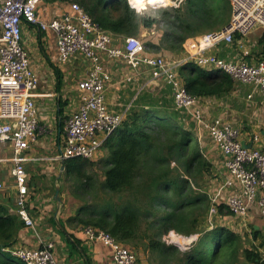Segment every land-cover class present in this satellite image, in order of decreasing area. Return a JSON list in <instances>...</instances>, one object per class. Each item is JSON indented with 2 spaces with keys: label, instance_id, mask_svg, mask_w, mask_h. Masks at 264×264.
I'll use <instances>...</instances> for the list:
<instances>
[{
  "label": "built area",
  "instance_id": "obj_1",
  "mask_svg": "<svg viewBox=\"0 0 264 264\" xmlns=\"http://www.w3.org/2000/svg\"><path fill=\"white\" fill-rule=\"evenodd\" d=\"M43 1L0 0V149L10 145L13 150L15 213L38 242L35 248L7 250L24 264H65L58 259L54 242L43 238L40 224L29 211V177L23 154L37 141L40 131L37 98L41 79L23 44V27H37L56 34L60 65L77 58L87 62L88 74L78 82L80 104L64 122V136L56 158L62 162L72 158L92 160L124 120L123 114L112 112L107 104L106 92L113 83L109 61L125 64L133 72L145 70L150 78L142 88L154 81L165 82L175 106L182 109L193 108L200 100L188 93L179 75V69L189 62L214 76L225 74L238 83L255 84L264 92V56L257 48L259 44L244 41L255 31L264 33V0H228L232 6L229 27L225 32L196 37L195 54L183 61H168L161 55L148 54L147 46L136 37H127L123 45L116 44L115 37L101 30L77 3L70 5L71 12L63 19L44 22L38 13ZM127 1L131 8L143 13L148 7H179L185 0L144 5L146 7H136L133 0ZM222 45H235L238 57L227 60L212 52ZM126 81L131 82L132 78ZM194 110L200 131L202 127L208 131L225 160L224 172L218 173L220 187L210 198L208 215L212 218L224 209L236 217H244L251 211L264 216V148L244 146L241 128L222 118L204 123L200 109L195 107ZM258 139L254 137V141ZM2 189L0 183V191ZM84 231L91 242L99 241L110 249L114 264H139L137 252L107 232L91 227H85ZM168 236L176 238L169 241ZM179 237L182 236L170 232L165 241L186 250L197 240L195 235L180 243Z\"/></svg>",
  "mask_w": 264,
  "mask_h": 264
},
{
  "label": "trees",
  "instance_id": "obj_2",
  "mask_svg": "<svg viewBox=\"0 0 264 264\" xmlns=\"http://www.w3.org/2000/svg\"><path fill=\"white\" fill-rule=\"evenodd\" d=\"M51 1L79 4L101 30L113 36L136 37L142 28L163 24L165 45L149 44L147 49L152 52L164 47L180 53L188 39L222 31L232 16L228 0H185L179 7L159 9L156 15L149 13L153 7L138 13L127 0ZM259 43L264 56V33ZM179 75L188 93L198 98L220 97L236 88L229 76H214L193 62L184 64ZM62 114L60 106L58 115ZM175 117L159 108L129 112L102 146L107 156L99 162L104 170L99 185L87 170L92 160H65L59 180L61 191L63 183L75 179L78 183L72 195L84 202L69 223L105 231L125 245L143 249L150 264H239L241 256L245 264H264L260 252L263 242L256 249L243 248L241 237L231 231L199 229L210 198L197 191L198 180L210 171L211 164L193 132ZM59 128L63 131V121ZM89 188L96 191L92 204L86 197ZM24 228L18 215L0 205V264H24L7 250L15 245ZM170 232L185 237L197 235V240L182 250L165 241ZM260 235V230H255V239Z\"/></svg>",
  "mask_w": 264,
  "mask_h": 264
},
{
  "label": "crops",
  "instance_id": "obj_3",
  "mask_svg": "<svg viewBox=\"0 0 264 264\" xmlns=\"http://www.w3.org/2000/svg\"><path fill=\"white\" fill-rule=\"evenodd\" d=\"M70 5L71 4L69 2L44 0L39 7V17L44 22L63 19L66 14L71 12ZM144 30L146 29L142 28L141 32ZM114 37L116 39V37L118 36ZM195 38L188 39L184 44V50L181 52V54L177 53V55L179 54V58L177 57L175 59L173 57L171 61L188 60L191 55L195 54L197 49ZM23 44L30 53V60L33 68L40 76L42 83H40V85H43L42 89H40L41 86L39 88L40 91H38L39 95L37 98L40 131L38 132L37 141L31 145L30 149L25 155V170L29 177V184L33 181L34 178L38 176L40 177L41 173V177L43 176V178L38 179L36 185L32 184L31 188L29 187V211L34 220H36L40 224V232L43 235V238L47 241L54 242L55 253L61 262L65 264H114L111 251L108 247L104 246L99 241L91 242L85 235L84 226H76L69 223V219L76 216V211L70 213L66 218L62 217L59 219L58 214L61 212H59L58 210L56 216L51 217V214L49 215V213L51 212L50 204L52 202V204L54 205V202L58 201L54 200L50 202V200L46 199V194L50 191L51 188L54 187L56 192L57 188L60 187L59 184L61 185V182L59 180L63 176V162L58 161L56 158L59 154L57 152L59 151L60 142L62 141L64 136V129L63 131H61L59 125H61L63 121V116L68 117L71 113L75 112L78 109L80 104V92L78 89V83L74 86H62V84L66 83V77L65 74H63L65 73L64 68L66 65H72L75 60L82 58L73 59L67 64L60 65L58 63L59 54L57 50L56 34L52 31H40L37 27H23ZM212 52L217 54L219 57L227 60L235 59L238 57V52L235 45H222L213 49ZM123 66L124 70H126L127 73L125 75V78H123L122 83H125L126 85H134L137 74H139V81H141L142 78L145 77L147 82L150 78L145 70H143L142 72H133L125 64ZM56 71H60V75H57ZM55 75L56 79H58V82L56 81V90L54 89ZM59 76L61 78V81L59 80ZM129 77L132 78L131 82L126 81V78ZM234 82L236 83L235 80ZM157 83L158 82L156 81L151 82L150 84H148V88L156 87L155 85ZM142 86L143 85H139V90H137V92H139V95H137V92H132L133 96L129 100L127 97H124L123 92H118L116 90V83L111 84L106 92V100L109 109L114 113L123 114L124 118L129 112L134 109L143 110L149 108H161L165 111H169V109L171 110L172 107L170 105V102L168 103V101H165L164 99L163 100L165 102H162L159 97H156L154 96V94H150L149 92L145 91L147 90L146 87L142 88ZM52 88L53 90H51ZM167 90L171 93L168 86ZM217 98L218 97H202L200 98V100H216ZM66 101L68 102L64 105L62 102ZM60 106H62L63 109L62 116L58 115ZM53 107L56 108L57 112V119L56 117H53L54 121H57L56 130H54V128H49L46 124L45 121L48 120L49 116H43V112H46ZM173 115L177 116L175 113H173ZM42 126L44 129H47L46 133H42ZM212 142L209 143V150L208 152H206L207 154H205L206 158H208L211 164V168H214L217 173H219L220 171L224 172V157L220 150H218L214 143L212 144ZM242 143L248 147L255 145L264 148V132L259 137L258 141H254V137L251 134V131L244 130ZM101 151L102 150L100 149L96 155V158ZM58 166L60 174L57 172ZM39 167L42 168L41 173H39ZM4 175V172L0 169V180L3 179L2 177ZM11 176L13 177L12 171ZM43 179L45 180V182H42ZM14 194V199L16 200V191ZM9 197L10 195L8 194V196H6L3 201H0V205H6L11 214L17 215L15 213L16 202L14 205V202L12 203L11 201H9ZM59 206L63 207V204L61 206L59 203ZM257 229L260 230L261 227H258ZM37 246L38 242L33 232L29 228L25 227L19 233L14 248H35ZM261 251L262 249L260 248V252ZM140 264L150 263L148 262V260H145V262Z\"/></svg>",
  "mask_w": 264,
  "mask_h": 264
},
{
  "label": "rangeland",
  "instance_id": "obj_4",
  "mask_svg": "<svg viewBox=\"0 0 264 264\" xmlns=\"http://www.w3.org/2000/svg\"><path fill=\"white\" fill-rule=\"evenodd\" d=\"M170 2H174V0H171ZM149 10L151 9L148 7ZM161 8L166 7H157L153 8V12L155 15L161 11ZM170 8V6H168ZM161 9V10H159ZM165 26L163 24H156L154 28L152 29H146L142 32H140L139 35L136 36L137 39H139L143 44H145L149 49V44H158V45H165L163 43L164 33H165ZM262 31L258 30L250 34L248 37L244 38V41H249V43H255L257 48L262 51L263 47L259 43L260 38L262 36ZM127 37L124 36H118L115 39V43L118 45H123L124 41ZM147 49L148 54H156L161 55L166 60L171 61L173 57L176 59L179 54L177 55L176 52H171L164 47L158 51H150ZM182 52V51H181ZM180 52V54H181ZM179 58V57H178ZM108 66L111 68L112 74H113V83H116V90L118 92H123L124 97H127L129 100L132 98L133 93L137 92L139 90V85H145L146 78H142L141 81H139V74L136 75L134 85H126L125 83H122L123 78H125V75L127 73L126 70H124V66L118 62V61H109ZM60 69V68H59ZM63 74H65L66 77V83L62 84V86H74L78 83V81L84 77H86L88 73V66L87 63L82 59H77L72 65H66L64 68ZM55 74V73H54ZM58 79H56L55 75V86L54 89H57ZM112 83V84H113ZM159 83V84H158ZM155 86L156 87H149L146 86L145 91L149 92L150 94H154V96L159 97V99L163 102L164 100L170 102L171 110L169 109V113H175L177 116L175 117L176 121L184 126L185 128L191 130L193 134L196 136V140L199 143L200 149L202 152L207 154L208 152V146L209 143L212 142L211 137L209 136L208 131L202 127V131H200V128L198 127L197 120L194 116V109L200 108V112L202 114V119L204 123L210 122L216 118H222V120L231 123L232 125H235L239 128L244 130L251 131V134L253 137L257 136L260 137L262 133L264 132V92L260 90L258 87H256L255 84H241L236 82V88L235 90L227 95H223L218 97L216 100H199L193 108L189 109H182L175 106L173 102V98L171 93L167 90V86L164 82L160 81ZM42 84V83H41ZM42 89L43 85H40ZM118 87V88H117ZM53 90V88L51 89ZM40 91V90H39ZM137 95H139V92H137ZM164 99V100H163ZM171 100V101H170ZM164 101V102H165ZM62 102L64 105L67 103ZM172 102V103H171ZM39 103V102H38ZM160 110H163L160 108ZM43 116H49L48 120L45 121L49 128H54L56 130L57 128V121L55 122L53 117H56L57 119V112L56 108H50L46 112H43ZM67 117V116H66ZM66 117L63 116V122L66 119ZM48 122V123H47ZM42 125V123H41ZM47 129H44L42 126V133H46ZM213 144V142H212ZM102 151L99 153L98 157L96 156L92 159L90 162L91 164L87 168L88 172L93 175L98 185L100 182L104 180V170L102 168V165L99 163L100 160L106 159V150L103 148ZM28 152V151H27ZM27 152H25L23 155H26ZM99 152V151H98ZM97 152V153H98ZM59 153V151L57 152ZM97 155V154H96ZM206 156V155H205ZM13 157V150L10 147V145H6L1 147L0 149V169L4 172L3 179L0 180V183L3 184V189L0 191V201H3L8 194L10 195L9 201H11L14 205L16 200L15 198V181L14 178L11 176V171L13 169V162L11 161ZM208 159V158H207ZM174 168L177 166L175 163L173 164ZM59 166L57 167V172L60 174ZM26 169V167H25ZM42 168L39 167V173H41ZM42 174V173H41ZM36 177L33 179L32 182H28V191H30L29 187L31 188L32 184L36 185L38 179L43 178ZM9 176V177H8ZM7 177V178H6ZM42 182H45L43 179ZM78 182L75 179H72L69 182H65L62 184V191H61V185L59 184L60 193H59V199L58 201L56 199V192L55 188H51L50 191L46 194V199L51 201H58L54 202V205L51 202L50 210L52 216H56L57 211L59 210L58 218H66L69 216L70 213L75 212L77 213V210L83 205V201L80 199L75 198L72 194L73 191H75L76 184ZM199 188L197 189L198 192L205 193L209 196V198H212L216 193L217 190L220 187V179L218 176L217 171L213 168L210 169L209 172H205L203 179L198 180ZM195 186V184H194ZM95 190H91L89 188L86 197L90 204H92L95 200ZM98 196H101V194L98 192ZM226 200V197L221 200V202H224ZM60 205L63 207H60ZM210 208V206H209ZM209 211V209H208ZM261 227L260 229V238L255 239V230H258L256 228ZM212 228H224L228 231H231L238 236L241 237L242 240V246L243 248L248 249H256L260 247V244L264 243V216L259 215L256 211H251L248 215L244 217H236L233 216L231 213H229L227 210L223 209L222 213H219L218 215L210 218V216L205 214L201 220L199 221V229L201 231H205ZM183 239H192L193 237H185L183 235H180ZM195 237V236H194ZM175 239L176 237L168 236L166 239L171 241V239ZM184 242V241H183ZM180 242V243H183ZM131 249H134L133 246L128 245ZM13 247H10L9 249H12ZM262 249V254L264 255V248ZM137 252L139 264L145 262V260H148V254L143 249H134ZM239 264H245L244 260L240 259Z\"/></svg>",
  "mask_w": 264,
  "mask_h": 264
},
{
  "label": "bare ground",
  "instance_id": "obj_5",
  "mask_svg": "<svg viewBox=\"0 0 264 264\" xmlns=\"http://www.w3.org/2000/svg\"><path fill=\"white\" fill-rule=\"evenodd\" d=\"M169 1L170 0H133V3L135 4L136 7H143L144 5L147 6V5L157 4L161 2H169ZM183 241H186V239L183 238L178 239V242H183Z\"/></svg>",
  "mask_w": 264,
  "mask_h": 264
},
{
  "label": "water",
  "instance_id": "obj_6",
  "mask_svg": "<svg viewBox=\"0 0 264 264\" xmlns=\"http://www.w3.org/2000/svg\"><path fill=\"white\" fill-rule=\"evenodd\" d=\"M229 26H227L226 28H224L223 29V31L225 32L226 31V29L228 28ZM250 63V62H249ZM244 146H245V144H243ZM62 170L64 171V167L62 166ZM59 193H60V188H57V190H56V199L58 200V201H60V199H59ZM257 229V228H256Z\"/></svg>",
  "mask_w": 264,
  "mask_h": 264
}]
</instances>
